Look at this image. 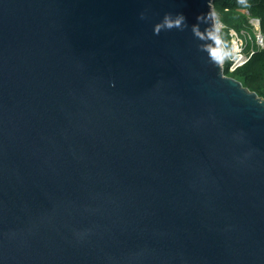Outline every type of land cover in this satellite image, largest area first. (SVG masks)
<instances>
[{
    "label": "water",
    "instance_id": "water-1",
    "mask_svg": "<svg viewBox=\"0 0 264 264\" xmlns=\"http://www.w3.org/2000/svg\"><path fill=\"white\" fill-rule=\"evenodd\" d=\"M219 1L0 0V264H264V99L209 58Z\"/></svg>",
    "mask_w": 264,
    "mask_h": 264
},
{
    "label": "trees",
    "instance_id": "trees-1",
    "mask_svg": "<svg viewBox=\"0 0 264 264\" xmlns=\"http://www.w3.org/2000/svg\"><path fill=\"white\" fill-rule=\"evenodd\" d=\"M220 4V10L217 12L216 9V14L225 28L240 32L251 26V19H256L260 21L264 35V0H222ZM225 74L264 99V50L234 74H228L227 71Z\"/></svg>",
    "mask_w": 264,
    "mask_h": 264
},
{
    "label": "built area",
    "instance_id": "built-area-1",
    "mask_svg": "<svg viewBox=\"0 0 264 264\" xmlns=\"http://www.w3.org/2000/svg\"><path fill=\"white\" fill-rule=\"evenodd\" d=\"M247 14L249 15V13ZM250 24L253 28L254 38L247 33L246 29L240 32L231 30L234 34L231 42V55L221 63L224 73L227 71L228 74H234L237 70L249 63L258 52L264 50V35L261 31L260 21L251 19ZM221 26L220 30H224L225 27L222 24ZM252 38V43L249 44V40Z\"/></svg>",
    "mask_w": 264,
    "mask_h": 264
},
{
    "label": "clouds",
    "instance_id": "clouds-1",
    "mask_svg": "<svg viewBox=\"0 0 264 264\" xmlns=\"http://www.w3.org/2000/svg\"><path fill=\"white\" fill-rule=\"evenodd\" d=\"M140 18L144 19V13L140 14ZM197 21H201L202 16H197ZM186 21V17L183 14H178L176 19H172L170 15L165 14L162 21L157 23L154 26L153 34L159 35L163 29L171 30L173 28H180L182 24ZM220 27L221 25L213 24L211 30L208 31V39L211 41L210 46L207 51L209 54V58L212 61L217 63H222L223 60L227 59L231 55V50L228 48L227 43L224 41L223 37L220 35ZM194 34L197 36L200 35L198 30V25L193 26Z\"/></svg>",
    "mask_w": 264,
    "mask_h": 264
},
{
    "label": "rangeland",
    "instance_id": "rangeland-1",
    "mask_svg": "<svg viewBox=\"0 0 264 264\" xmlns=\"http://www.w3.org/2000/svg\"><path fill=\"white\" fill-rule=\"evenodd\" d=\"M220 2H221V1H219V2L217 3V5H216L217 12H219L220 7H221ZM216 18L219 19L218 16H217V14H216ZM249 23H250V22H249ZM249 25H250V24H249ZM221 30H222V31H221ZM221 30H220V35L223 37L224 41H225V42L227 43V45H228V48L231 50V42H232V38H234V34L231 32V30H228L227 28H225L224 30H223V29H221ZM246 30H247V33H248L251 37L254 36L252 26H250V27L247 28ZM253 38H254V37H253ZM253 38L249 40V44L252 43Z\"/></svg>",
    "mask_w": 264,
    "mask_h": 264
}]
</instances>
